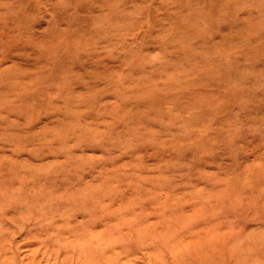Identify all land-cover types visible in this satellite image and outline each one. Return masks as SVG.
Here are the masks:
<instances>
[{
	"label": "rangeland",
	"instance_id": "obj_1",
	"mask_svg": "<svg viewBox=\"0 0 264 264\" xmlns=\"http://www.w3.org/2000/svg\"><path fill=\"white\" fill-rule=\"evenodd\" d=\"M0 264H264V0H0Z\"/></svg>",
	"mask_w": 264,
	"mask_h": 264
}]
</instances>
